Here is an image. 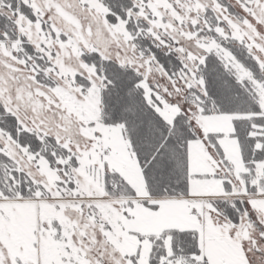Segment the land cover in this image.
I'll use <instances>...</instances> for the list:
<instances>
[{"label":"snow or ice","instance_id":"obj_1","mask_svg":"<svg viewBox=\"0 0 264 264\" xmlns=\"http://www.w3.org/2000/svg\"><path fill=\"white\" fill-rule=\"evenodd\" d=\"M0 264H264V0H0Z\"/></svg>","mask_w":264,"mask_h":264}]
</instances>
